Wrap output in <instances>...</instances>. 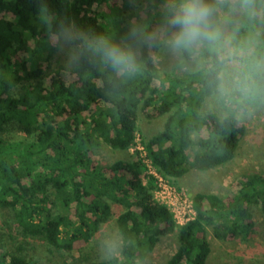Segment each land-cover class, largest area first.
<instances>
[{"label": "trees", "instance_id": "obj_1", "mask_svg": "<svg viewBox=\"0 0 264 264\" xmlns=\"http://www.w3.org/2000/svg\"><path fill=\"white\" fill-rule=\"evenodd\" d=\"M183 0H0V211H7L8 239L0 264H41L27 257L39 242L45 255L72 252L90 244L115 217L121 252L89 264H139L160 240L175 234L178 249L165 264H207L208 229L216 240L248 241L255 211L264 216V172L240 182L235 196L193 198L195 219L178 226L171 210L154 198L153 179L144 184L143 164L118 160L95 166L90 154L107 145L129 151L139 133V109L168 116L161 132L143 139L155 171L177 188L191 170L206 173L226 166L244 136L237 116L264 98V0H204L232 28L231 46L241 52L237 88L221 99L219 113H203L218 94L231 58L220 52L225 38L178 52L204 67L183 78H163L151 50L173 38L172 24ZM74 28V68L50 65L57 52L49 39ZM104 42L129 49L130 70L114 69L97 49ZM47 71H44V65ZM167 81V85L164 83ZM205 137L194 139V134ZM20 133L22 138L14 139ZM178 189V188H177ZM2 239H6L1 237ZM3 249L4 247H0ZM45 257V256H44ZM156 264V263H150Z\"/></svg>", "mask_w": 264, "mask_h": 264}, {"label": "rangeland", "instance_id": "obj_2", "mask_svg": "<svg viewBox=\"0 0 264 264\" xmlns=\"http://www.w3.org/2000/svg\"><path fill=\"white\" fill-rule=\"evenodd\" d=\"M174 0H168L171 3ZM214 21L219 25L220 31L225 38L221 44L220 52L225 58H231L226 64V68L221 76L222 83L218 94L208 99L203 106V113H219L221 110V99L228 93L237 88V79L240 70V64L235 58L242 51L231 46L232 28L227 19L217 13L212 15ZM163 39L162 49L151 50V55L155 65L159 69L163 78H183L187 74L197 72L204 67V62L198 58L190 62L184 61L178 51H174L169 41L171 38L165 37L163 32L157 30L156 34ZM80 38L78 32L71 28L58 37H51L49 42L51 46L57 48L50 65L52 68L62 66L70 71L74 68L78 58V49L74 42ZM44 65V71H47V65ZM258 70L264 71V57L257 64ZM169 83V82H168ZM167 81L164 83L168 84ZM168 116H159L154 110L144 112L139 109V137L149 139L161 132ZM239 127L243 128L245 133L239 145L237 155L233 161L226 166L214 169L212 171L201 173L191 170L182 180L177 182L178 191H183L189 200L199 193L215 194L224 200L230 199L236 195L241 181H244L250 175L264 172V98L260 104L250 109L247 113H241L237 116ZM205 132L194 134V139L205 137ZM14 139L22 138V135L15 133ZM95 166L106 167L118 160H135V150L127 152L114 151L107 145H102L93 150L90 154ZM186 199V198H184ZM174 210V207H170ZM114 209V216L104 225L98 237L90 244L78 242L72 252L62 254L45 255L47 248L42 243L32 242L28 246L27 257L41 260V264H89L90 262L99 263L115 256L121 252V241L117 235L115 227V217L121 212L120 209ZM10 214L7 211H0V255L5 250L14 253L15 249L11 245L8 237V227L3 223L9 219ZM175 220L178 226L182 224L180 219V210L175 212ZM255 232L251 239L242 242L231 240L220 242L215 239L212 229H208V241L211 247V254L207 264H264V216L260 210L255 211ZM4 237L6 239H2ZM178 249L176 235L172 234L160 240L155 250L146 258V261L139 264H165L168 259ZM45 256V257H44Z\"/></svg>", "mask_w": 264, "mask_h": 264}, {"label": "clouds", "instance_id": "obj_3", "mask_svg": "<svg viewBox=\"0 0 264 264\" xmlns=\"http://www.w3.org/2000/svg\"><path fill=\"white\" fill-rule=\"evenodd\" d=\"M212 15L213 9L204 0H183L172 19V24L178 26L179 31L169 41L171 48L179 51L205 41L215 43L219 33L211 23ZM97 51L114 69L125 71L135 66V56L129 49L104 42Z\"/></svg>", "mask_w": 264, "mask_h": 264}, {"label": "built area", "instance_id": "obj_4", "mask_svg": "<svg viewBox=\"0 0 264 264\" xmlns=\"http://www.w3.org/2000/svg\"><path fill=\"white\" fill-rule=\"evenodd\" d=\"M130 150H135V160L141 162L145 168L142 180L146 184L150 179H153L155 187L154 198L161 204L166 205L171 210L175 219V212L180 210V219L182 224L185 225L195 219V212L193 209V200H189L183 191H178L177 188L171 186L168 181L162 178L153 168L151 161L147 157L145 147L139 134H136L135 142ZM186 198V199H184ZM176 221V220H175ZM177 224V223H176Z\"/></svg>", "mask_w": 264, "mask_h": 264}]
</instances>
